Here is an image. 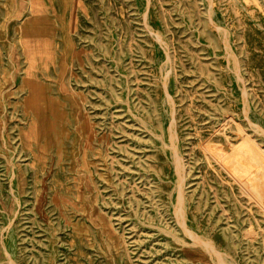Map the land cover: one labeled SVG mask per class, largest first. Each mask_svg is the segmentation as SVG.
<instances>
[{"label": "rangeland", "instance_id": "rangeland-1", "mask_svg": "<svg viewBox=\"0 0 264 264\" xmlns=\"http://www.w3.org/2000/svg\"><path fill=\"white\" fill-rule=\"evenodd\" d=\"M0 264H264V0H0Z\"/></svg>", "mask_w": 264, "mask_h": 264}, {"label": "bare ground", "instance_id": "bare-ground-1", "mask_svg": "<svg viewBox=\"0 0 264 264\" xmlns=\"http://www.w3.org/2000/svg\"><path fill=\"white\" fill-rule=\"evenodd\" d=\"M172 137V136H171ZM181 175V174H180ZM181 207V206H180Z\"/></svg>", "mask_w": 264, "mask_h": 264}]
</instances>
